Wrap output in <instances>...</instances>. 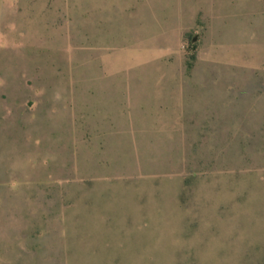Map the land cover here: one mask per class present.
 <instances>
[{"label":"rangeland","instance_id":"374dc122","mask_svg":"<svg viewBox=\"0 0 264 264\" xmlns=\"http://www.w3.org/2000/svg\"><path fill=\"white\" fill-rule=\"evenodd\" d=\"M0 264H264V0H0Z\"/></svg>","mask_w":264,"mask_h":264}]
</instances>
